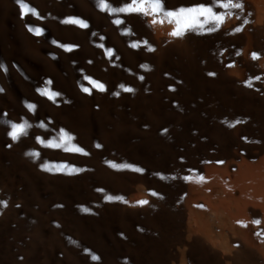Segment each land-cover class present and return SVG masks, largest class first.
<instances>
[{
	"label": "bare ground",
	"instance_id": "obj_1",
	"mask_svg": "<svg viewBox=\"0 0 264 264\" xmlns=\"http://www.w3.org/2000/svg\"><path fill=\"white\" fill-rule=\"evenodd\" d=\"M21 3L0 0V264H264V0L180 37L97 0Z\"/></svg>",
	"mask_w": 264,
	"mask_h": 264
},
{
	"label": "snow or ice",
	"instance_id": "obj_2",
	"mask_svg": "<svg viewBox=\"0 0 264 264\" xmlns=\"http://www.w3.org/2000/svg\"><path fill=\"white\" fill-rule=\"evenodd\" d=\"M18 4L21 7L22 13L24 12V8L26 5L21 3V0H17ZM97 6L100 11L107 12L109 15L114 13H125V14H139L141 16H149V17H161V22L167 21L174 25L173 30L169 33V35L173 37H180L186 31L199 30L200 32L205 31V26L212 24L213 27L207 28L208 32L214 31L220 27L223 23L225 15L231 16V9H242V4L239 3V0H211V3L204 4H194L188 7H178L174 10L166 9L163 4V0H129V2L123 4L120 7H113L111 4L107 2V0H97ZM214 8L220 9L222 11L217 12ZM32 14H35L32 11ZM155 23V19L152 21ZM64 23H73L77 24L81 28H86L87 24L83 21L76 19H68L64 21ZM113 23H121L119 20H114ZM32 31L31 29H29ZM234 31L239 32L240 28H235ZM35 34H39V29L35 31ZM65 51L70 50L69 46H62ZM151 51V49H149ZM257 56L255 53H252V59H256ZM0 71H6L4 65L0 64ZM95 84L98 90H103V85H100L94 81H90ZM45 83H48L47 81ZM125 91H132L131 89H124ZM41 95H47L49 99H52L56 93L45 92L44 90H39ZM26 107L31 111L33 109V105H26ZM10 131L8 132V136L13 142H16L17 139L26 134V128L29 127L26 121L21 118L20 123H11L9 125ZM42 127V125H40ZM60 137L62 140H71L70 136H67L63 130H61ZM37 142L39 143V137H37ZM51 146V142L49 145ZM67 150V149H66ZM73 151L81 152L80 148H73ZM32 155H36L33 153ZM105 199H111V197H105ZM143 203V202H140ZM253 224H259L258 220H253ZM243 226V225H242ZM96 259V257H93Z\"/></svg>",
	"mask_w": 264,
	"mask_h": 264
}]
</instances>
